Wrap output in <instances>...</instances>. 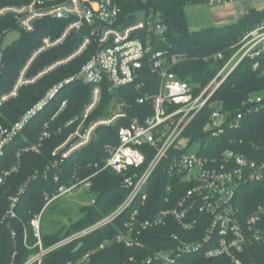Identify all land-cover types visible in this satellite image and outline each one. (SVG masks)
Returning a JSON list of instances; mask_svg holds the SVG:
<instances>
[{
	"label": "built area",
	"instance_id": "built-area-1",
	"mask_svg": "<svg viewBox=\"0 0 264 264\" xmlns=\"http://www.w3.org/2000/svg\"><path fill=\"white\" fill-rule=\"evenodd\" d=\"M9 1L15 3L0 6V17L12 18L23 33L34 34L43 21L58 22L62 30L56 36L42 37L40 45L18 70L12 87L0 93V107L18 97L22 87L34 85L86 52L90 55L74 75L54 84L14 124L7 128L0 125V158L6 147L65 86L80 81L89 87L90 93L80 114L65 123L66 128L75 127L55 148L51 163L43 172L36 171L8 198L3 219L17 217L16 208L30 182L42 175L44 180L51 177L57 183L60 177L56 173L50 175L52 169L91 144L99 129L125 122L117 130V143L105 145L102 162L85 168L86 177L75 176L70 185L43 191L45 204L29 222L35 241L32 245L28 229L22 230L23 245L32 252L20 263L16 262L14 252L9 264H43L48 253L72 243L77 248L84 237L110 225L129 209L122 230L64 264H90L97 250L111 244L143 249L142 232L155 228L173 227L169 239L174 245L152 252L141 264H204L205 261L246 264L244 259L252 256L253 248L264 247V203L251 207L246 197L248 187L259 186L264 190V144L250 143V147L242 148L243 140L235 137V133L242 131L245 118L254 112L264 113V95L248 94L236 111L224 107L219 111L206 110L217 89L241 64L252 63L253 69L261 67L264 18L231 46L228 58L223 52L205 58L213 63L224 60V63L206 86L196 88L176 72L184 55L167 48L170 29L157 13L144 11L145 17L136 19L132 15L126 20L118 0ZM241 1L206 0L205 4L237 7ZM255 11L264 13V0H257ZM71 35L79 40L72 53L30 74L38 56L61 46ZM3 37H0V74L4 69ZM262 70L264 74V67ZM123 89L134 91L136 103L144 106L138 116H132L122 100ZM104 95L111 99L107 115L93 118ZM66 107L64 100L43 124L38 143L22 152L39 153L41 143L55 133L49 122ZM191 148L193 151H189ZM21 153L17 154L18 160ZM19 164L17 161L0 176V184L18 170ZM104 171L122 177V186L129 191L124 201L96 223L72 231L45 248L40 227L46 208L74 191L84 188L91 192L92 179ZM161 184V199L154 200L160 206L153 211L150 202L154 188ZM94 199L93 196L91 204ZM15 237L12 232L11 238ZM129 264H136L134 257L129 259Z\"/></svg>",
	"mask_w": 264,
	"mask_h": 264
},
{
	"label": "trees",
	"instance_id": "trees-1",
	"mask_svg": "<svg viewBox=\"0 0 264 264\" xmlns=\"http://www.w3.org/2000/svg\"><path fill=\"white\" fill-rule=\"evenodd\" d=\"M122 10V16L128 20L137 11L147 13H157L169 26L167 35V48L184 55V59L179 63L176 72L182 80L195 83L200 88L206 86L214 77L218 69L223 65L224 60L213 63L205 58L219 52L230 51L238 39L251 30L254 25L264 18V13L251 10L243 15L235 24L225 27H210L201 31L192 32L189 30L184 9L188 5L205 4L206 0H118ZM15 3L9 0H0V6ZM58 22L43 21L40 23L34 34H25L14 25L12 18L0 17V37L10 30H18L21 37L12 45L4 49V69L0 74V93L8 91L17 77L18 70L29 58L31 53L40 45V40L46 35L56 36L62 29ZM57 27L59 29H57ZM79 40L75 35L55 49L45 52L34 61L30 74L36 73L67 55L72 53L78 46ZM230 53V52H229ZM90 52H86L70 63L57 68L52 73L45 75L37 83L22 87L18 97L0 107V125L10 127L24 113L37 102L54 84L74 75L89 58ZM229 55H225L227 58ZM261 67L253 69L252 63L244 62L230 77L217 89L213 96V101L221 103L222 107L232 111L238 110L242 100L250 93L264 95V57L259 59ZM90 89L80 81H74L65 86L35 119H33L25 129L11 142L5 150V154L0 158V176L12 168L19 161V168L6 178L4 184H0V264H9L12 255L16 252V262L20 263L32 252L27 250L22 242V230L26 227L29 231V244L35 241L32 238L29 222L31 218L40 212L45 204L43 191H54L60 185H70L73 178L80 179L88 175L85 168L89 165L100 164L105 157V145L117 143L116 133L121 122L115 126L104 127L98 130L97 137L88 146L74 152L65 159L57 168L51 170L50 175H59V181L53 183L51 177L44 180L40 175L36 180L29 183L25 194L21 197L16 208L17 217L13 219H3L8 207V198L14 195L21 184L27 181L36 171L39 173L53 160L52 153L74 129L75 126L65 127V123L80 114L81 109L89 98ZM122 100L127 103L132 116H138L143 105L136 103V94L130 89L121 91ZM67 100L66 109L49 122L51 129L55 133L51 138L41 143L39 153L22 152L27 146L38 143V138L42 132L43 124L58 110L62 101ZM110 98L104 95L100 107L93 113L92 117H102L107 115ZM210 109L209 107L206 109ZM237 139H242V148L250 147V143L255 145L264 144V113L254 112L243 120L242 131L235 133ZM22 152V153H21ZM21 153L19 160L17 154ZM162 184L154 188L152 201L153 211L158 210L160 204L154 202L161 199ZM91 192L94 196V203L80 208L81 218L73 223L62 237L56 235L42 236V243L45 248L63 239L72 231L83 229L96 223L104 216L110 214L119 206L126 196L128 190L122 186V177L115 173L104 171L92 179ZM246 197L251 207L264 203V190L261 187H248ZM158 200V201H159ZM129 210L110 225L101 228L84 237L82 247L76 250L75 244H69L48 253L43 264H64L69 260H74L81 254L97 248L107 237H111L118 229H123V223L129 216ZM173 227L155 228L142 232L143 249H127L121 245L111 244L104 249L97 250L90 260V264H129V259L134 257L136 264H141V260L147 255L157 250H165L173 247V242L169 239V234ZM12 232L16 237L11 238ZM246 264H264V247L256 246L252 249V256L245 258ZM213 261H205L204 264H212Z\"/></svg>",
	"mask_w": 264,
	"mask_h": 264
},
{
	"label": "rangeland",
	"instance_id": "rangeland-1",
	"mask_svg": "<svg viewBox=\"0 0 264 264\" xmlns=\"http://www.w3.org/2000/svg\"><path fill=\"white\" fill-rule=\"evenodd\" d=\"M246 6H250V8L256 7L257 0H246ZM229 9H213L208 7L206 4L200 5H188L184 9L185 19L190 30L196 31L205 28L203 25L199 24V16L201 13L209 14L210 12L217 11V16H222L221 12H226ZM242 16H239L240 19ZM228 21L229 25H233L237 22V20ZM221 27L222 26H218ZM224 27V25H223ZM21 37V33L18 30H10L8 31L3 39L2 46L5 49L7 46L12 45L14 42L18 41ZM230 52V53H229ZM233 52V50H232ZM224 56L230 55L231 51L227 50L223 52ZM229 57V56H228ZM227 57V58H228ZM212 80V79H211ZM210 80V81H211ZM208 84V83H207ZM206 84V85H207ZM192 87L198 88L197 84H193ZM208 107L212 111H219L222 107L221 103L218 101H211ZM189 151H193V148L189 149ZM93 200V194L88 189H81V191H74L69 195H65L60 197L56 201L50 203V205L46 208L42 219H41V227L40 232L43 236L56 235L62 237L66 234L68 228L73 223H76L81 218L80 208L82 206H89Z\"/></svg>",
	"mask_w": 264,
	"mask_h": 264
},
{
	"label": "crops",
	"instance_id": "crops-1",
	"mask_svg": "<svg viewBox=\"0 0 264 264\" xmlns=\"http://www.w3.org/2000/svg\"><path fill=\"white\" fill-rule=\"evenodd\" d=\"M246 4H247L246 0H242L237 7H223V6L211 7L213 9L218 8V9H229V10H227L224 13L221 12L222 16H217L216 15L217 11L210 12L208 15L201 13L199 16V20H200L199 24L203 25L205 27L201 30H204V29H207L210 27H218V26L223 27V25H224V27L228 26L229 25L227 23L228 21L230 22V21L236 20L239 18V16L246 15V14L250 13L251 10L255 11V7L250 8V6L248 7V6H246ZM201 30H199V31H201ZM190 31L196 32L198 30H196V31L190 30Z\"/></svg>",
	"mask_w": 264,
	"mask_h": 264
},
{
	"label": "water",
	"instance_id": "water-1",
	"mask_svg": "<svg viewBox=\"0 0 264 264\" xmlns=\"http://www.w3.org/2000/svg\"><path fill=\"white\" fill-rule=\"evenodd\" d=\"M133 17L136 18V19L143 18V17H145V12L142 11V12L134 13V14H133ZM81 247H82V244H79V245L77 246L76 250H79Z\"/></svg>",
	"mask_w": 264,
	"mask_h": 264
}]
</instances>
